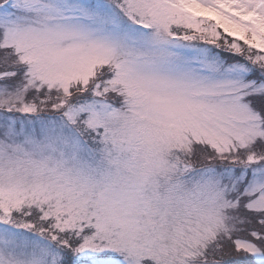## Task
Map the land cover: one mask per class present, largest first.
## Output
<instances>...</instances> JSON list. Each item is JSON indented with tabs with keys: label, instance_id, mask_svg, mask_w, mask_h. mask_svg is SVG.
I'll return each instance as SVG.
<instances>
[{
	"label": "snow or ice",
	"instance_id": "snow-or-ice-1",
	"mask_svg": "<svg viewBox=\"0 0 264 264\" xmlns=\"http://www.w3.org/2000/svg\"><path fill=\"white\" fill-rule=\"evenodd\" d=\"M0 264H264V0H0Z\"/></svg>",
	"mask_w": 264,
	"mask_h": 264
}]
</instances>
